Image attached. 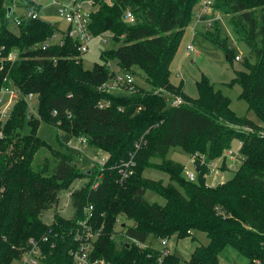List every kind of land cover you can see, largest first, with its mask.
I'll use <instances>...</instances> for the list:
<instances>
[{
	"label": "trees",
	"instance_id": "1",
	"mask_svg": "<svg viewBox=\"0 0 264 264\" xmlns=\"http://www.w3.org/2000/svg\"><path fill=\"white\" fill-rule=\"evenodd\" d=\"M8 1L0 0V56L18 48L22 58H0V88L12 80L23 93L39 98L38 115L28 116L21 99L0 127V264L19 262L31 240L42 248L43 264H74L72 251L79 248L77 233L84 229L90 205L88 224L98 233L91 260L182 264L168 245L161 248L148 239L162 244L163 238H182L195 230L209 240L196 244L190 264H219L227 247L247 256L249 264H264V0L213 3V10L228 17L250 49L233 82L240 84V98L259 116L263 130L236 114L230 97L207 80L200 83L196 98L171 80V62L201 0H95L91 33L110 36L118 45L102 51V62L92 68L83 66L70 37L62 46L41 48L58 30L50 21L31 19L12 28ZM127 10L134 12V23L124 20ZM203 34L224 49L229 62L238 55L222 35L219 19ZM119 71L140 74L145 85L126 86L127 93L106 89ZM164 90L185 102L170 106ZM43 121L59 129L62 144L86 138L89 147L106 153V163L80 167L72 150L54 148L38 135ZM26 123L31 129L23 134ZM236 138L242 163L233 178L213 188L206 175L210 162L221 158ZM172 148L195 159L196 180L187 178L183 163L168 158ZM155 158L161 160L159 170L169 174V183L144 175L158 162ZM79 178L86 181L72 189V215L56 212L51 221L43 220V212L58 206L61 191ZM148 190L163 196L164 204L148 201Z\"/></svg>",
	"mask_w": 264,
	"mask_h": 264
},
{
	"label": "rangeland",
	"instance_id": "2",
	"mask_svg": "<svg viewBox=\"0 0 264 264\" xmlns=\"http://www.w3.org/2000/svg\"><path fill=\"white\" fill-rule=\"evenodd\" d=\"M198 10L199 5L196 4L193 10V17L187 26L179 48L171 62L170 68L172 82L180 87L183 86L188 97L196 98L200 93L199 85L205 79L214 87V90H220L223 94L230 97L231 107L236 114L242 117H247L252 121H255L259 127H262L263 124L261 123L259 116L253 110H250L248 103L244 99L240 98L242 90L240 84L233 82L235 70H241L244 68L241 61L244 56H249V47L238 39L237 34L231 27L228 17L222 15L219 19L222 35L227 37L231 48H233L235 53L240 56L239 59L234 58L232 62H229L226 58L224 49L205 38L203 32L207 29V26L204 21H198L196 17ZM38 14L41 19L50 21L58 29H65L66 26H68L66 20L59 15L58 6L55 4H46ZM194 29H198L196 35L193 33ZM191 43L194 45V50L188 49V45ZM117 45L118 42L113 40L110 36H94L90 41L88 51L82 55L83 66L85 68H92L96 63L102 62V51H109L108 49L115 48ZM111 68H115L117 71L119 70L114 63L111 64ZM135 77L136 83L139 84V86L145 85L140 74H135ZM112 91L116 93H127L126 89H112ZM30 129L29 124L26 123L22 129V133L27 134ZM261 129L263 130V127ZM38 135L54 148L68 152V146L66 143L62 144L59 140V129L55 125L44 121L41 122L38 127ZM240 146L241 143L239 139L236 138L232 141L229 149L235 151L237 156L235 158H230L229 155H226L229 149L225 151L223 156L217 159L216 163H214L212 174L207 178L208 184H214L222 181V179L228 180L233 178L235 171L240 163H242V154L239 152ZM88 153L91 156L95 155V153H99L101 158L106 155L102 150L93 147L88 148ZM168 158L181 162V164L183 163L186 166V171H194V164L191 162L190 155L181 148H172L169 151ZM76 160L77 162L82 161L79 164L80 167H93L92 160L86 156V154L83 155L82 159L78 157L75 158V161ZM223 160L226 162L225 167L220 165ZM155 161L158 162L150 169H146L144 175L155 180H161L163 184L169 183L171 181L169 174L159 170V162L161 160L155 158ZM219 166L221 167L218 168ZM85 181L86 179H76L73 182L72 187L63 189L60 193L59 205L43 212V220L51 221L56 212L66 217L71 216L73 213L71 200L72 189L81 187ZM212 187L215 188L216 185L214 184ZM145 198L152 203L155 202L163 205L165 202V198L153 190H148L145 194ZM118 228L121 229L120 227ZM116 236V239L119 241H124L125 239L122 235L117 234ZM208 240L209 239L205 233L193 230L188 236L182 238H178V235L173 234L168 241V246L172 252L177 253L182 264H190L188 259L190 258L196 244H205ZM148 242L163 248L161 241H157L154 237H150ZM221 255L219 264H249L250 262L247 256L240 254L233 247H227ZM12 264L19 263L14 261ZM256 264H258V261H256Z\"/></svg>",
	"mask_w": 264,
	"mask_h": 264
},
{
	"label": "built area",
	"instance_id": "3",
	"mask_svg": "<svg viewBox=\"0 0 264 264\" xmlns=\"http://www.w3.org/2000/svg\"><path fill=\"white\" fill-rule=\"evenodd\" d=\"M215 0H201L199 2V10L196 13L198 21H204L206 23L207 29L211 28L216 19H220L222 14L218 10H213V3ZM95 0H9L7 8H10L9 18L11 19V27L17 29L22 23L31 19H39V11L48 3L55 4L58 6V13L63 17L68 26L65 29H58L52 35L48 36L41 44V48L46 50L54 45H64L67 37L74 39L76 47L80 53L83 55L89 49V44L94 35L90 31V15L94 10ZM131 10H127L124 15V20L127 23H134L135 16ZM198 29H194V34L196 35ZM189 50H194V45L191 43L188 45ZM1 50V49H0ZM1 59L8 60L10 62H15L22 58V52L18 48L11 50L6 58L0 56ZM237 59L240 58L239 55L236 56ZM4 68L0 65V70ZM7 77L4 78V81ZM136 77L134 74L128 71L117 72L110 83L104 85L108 90L112 89H129L135 88ZM164 96L170 106H176L185 102L181 95H176L169 90H164ZM38 95L34 92L23 93L21 89L15 85L12 80H9V84L2 86L0 88V127H4L6 121L9 119L11 112L21 99H24L27 104L28 116L38 115ZM0 137H2V131L0 130ZM66 145L72 152L75 153L76 158L82 159L83 155L86 154L91 160L92 164H99L101 167L106 163V155L101 158L99 153L95 155H90L88 153L89 145L84 137H78L76 139L69 140ZM230 158H235L237 153L232 150H228L227 154ZM226 157V156H225ZM84 161V160H83ZM192 163L195 161L191 158ZM82 161L79 162V164ZM204 163V159H203ZM216 161L210 162V172L206 175L211 176L213 171V165ZM222 166V163L220 164ZM129 166V163H126ZM219 166L218 168H220ZM187 178L191 180H196V170L186 171ZM222 181H225L222 179ZM97 183L94 184V187ZM93 207L87 206L85 209L88 217L85 221H82L84 229L82 232L77 233V237L80 238L79 248L72 251L74 257V264H107L103 259L91 260L90 250L94 239H96L98 233L97 230H93L88 224V219L90 218L91 211ZM92 216V215H91ZM48 236H44L43 239H47ZM31 247L24 252L22 258L19 260V264H43L40 260L42 255V248H40L39 243L35 240H31ZM163 246L168 245V240H162ZM169 249L164 250L163 255H166ZM43 257V256H42Z\"/></svg>",
	"mask_w": 264,
	"mask_h": 264
},
{
	"label": "water",
	"instance_id": "4",
	"mask_svg": "<svg viewBox=\"0 0 264 264\" xmlns=\"http://www.w3.org/2000/svg\"><path fill=\"white\" fill-rule=\"evenodd\" d=\"M10 10H11V9L9 8V12H10Z\"/></svg>",
	"mask_w": 264,
	"mask_h": 264
}]
</instances>
